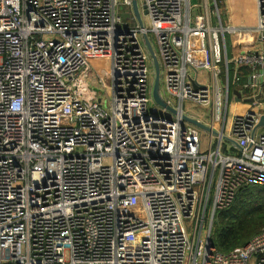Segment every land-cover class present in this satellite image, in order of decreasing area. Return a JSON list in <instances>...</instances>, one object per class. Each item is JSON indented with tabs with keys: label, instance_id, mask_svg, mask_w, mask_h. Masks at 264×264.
Wrapping results in <instances>:
<instances>
[{
	"label": "built area",
	"instance_id": "1",
	"mask_svg": "<svg viewBox=\"0 0 264 264\" xmlns=\"http://www.w3.org/2000/svg\"><path fill=\"white\" fill-rule=\"evenodd\" d=\"M189 1L141 0L142 28L132 0H0V264H264V230L229 253L211 240L264 187V0L254 49L218 0Z\"/></svg>",
	"mask_w": 264,
	"mask_h": 264
},
{
	"label": "trees",
	"instance_id": "2",
	"mask_svg": "<svg viewBox=\"0 0 264 264\" xmlns=\"http://www.w3.org/2000/svg\"><path fill=\"white\" fill-rule=\"evenodd\" d=\"M264 230V187H243L233 204L217 212L211 240L223 253L246 245Z\"/></svg>",
	"mask_w": 264,
	"mask_h": 264
},
{
	"label": "crops",
	"instance_id": "3",
	"mask_svg": "<svg viewBox=\"0 0 264 264\" xmlns=\"http://www.w3.org/2000/svg\"><path fill=\"white\" fill-rule=\"evenodd\" d=\"M189 2L193 16L202 14L206 10V6H208L211 12L216 11L214 5L216 0H190ZM256 7L257 0H218V9L224 25L241 27L248 30L243 33L244 38L247 43H250L247 46L253 49L256 47V42L251 32L256 23ZM212 24L213 26L217 25L216 14L212 16ZM193 48L195 49L196 45H193ZM196 56L201 65L207 62V58L204 57L200 51L196 52ZM201 73L206 75V71L204 70H202ZM243 109L242 106H235V111H241Z\"/></svg>",
	"mask_w": 264,
	"mask_h": 264
},
{
	"label": "water",
	"instance_id": "4",
	"mask_svg": "<svg viewBox=\"0 0 264 264\" xmlns=\"http://www.w3.org/2000/svg\"><path fill=\"white\" fill-rule=\"evenodd\" d=\"M132 10H133V13L135 15V18H136L138 24L140 25V27L143 28L144 23H143V19H142V13L147 14L146 8L143 7L141 10V7L139 5V1L138 0H132ZM216 16L217 17L219 16L218 13L216 14ZM144 40H145V43L148 47L149 53L152 57L154 71H155L154 82H153V92H152L154 102L158 106H160L161 108H164L167 111L175 114L176 110L166 103V101L162 95V92H161V69H160V63H159V60H158L157 55L155 53V50H154L148 36H144ZM237 96L240 97V94L237 93ZM183 119L187 122L192 123L196 127L207 131V132L211 131V129L208 126H206L204 123H202L201 121H199L195 118H191L187 115H184ZM259 127H264V116H262V118H261V121L259 123Z\"/></svg>",
	"mask_w": 264,
	"mask_h": 264
},
{
	"label": "rangeland",
	"instance_id": "5",
	"mask_svg": "<svg viewBox=\"0 0 264 264\" xmlns=\"http://www.w3.org/2000/svg\"><path fill=\"white\" fill-rule=\"evenodd\" d=\"M139 5L142 7L141 5V0H139ZM123 6L121 7V10H123ZM143 14V13H142ZM143 19L145 21V23H148V18L143 14ZM228 40H229V37H228ZM152 43H153V47L155 48L156 50V45H155V41H154V38H152ZM208 60V58H207ZM150 73H151V77L154 78V75H155V71H154V67H150ZM91 75L93 76V72H91ZM163 85V79L161 77V86ZM103 87V84H101V87H100V90L99 91H103L102 89ZM234 101V98H233V95L231 96V100H230V105L232 104L231 102ZM232 107V105L230 106ZM186 112L191 114L192 116H197V117H201L204 121L208 122L209 121V113H208V110L205 109V108H202V107H196V106H192V105H187L186 106ZM202 140H203V145L205 147L208 146V134L206 132H203V135H202Z\"/></svg>",
	"mask_w": 264,
	"mask_h": 264
},
{
	"label": "bare ground",
	"instance_id": "6",
	"mask_svg": "<svg viewBox=\"0 0 264 264\" xmlns=\"http://www.w3.org/2000/svg\"><path fill=\"white\" fill-rule=\"evenodd\" d=\"M200 129V128H199ZM202 131H205V130H203V129H201Z\"/></svg>",
	"mask_w": 264,
	"mask_h": 264
}]
</instances>
